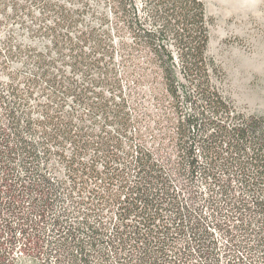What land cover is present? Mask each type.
I'll list each match as a JSON object with an SVG mask.
<instances>
[{
    "label": "trees",
    "instance_id": "obj_1",
    "mask_svg": "<svg viewBox=\"0 0 264 264\" xmlns=\"http://www.w3.org/2000/svg\"><path fill=\"white\" fill-rule=\"evenodd\" d=\"M203 0H0V264H264V115Z\"/></svg>",
    "mask_w": 264,
    "mask_h": 264
},
{
    "label": "rangeland",
    "instance_id": "obj_2",
    "mask_svg": "<svg viewBox=\"0 0 264 264\" xmlns=\"http://www.w3.org/2000/svg\"><path fill=\"white\" fill-rule=\"evenodd\" d=\"M211 18L209 54L222 87L248 113L264 115V0H203Z\"/></svg>",
    "mask_w": 264,
    "mask_h": 264
}]
</instances>
